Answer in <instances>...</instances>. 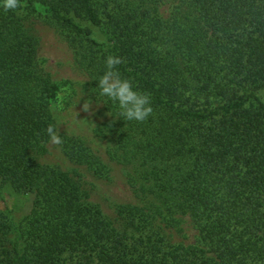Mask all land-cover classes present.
Wrapping results in <instances>:
<instances>
[{"label":"trees","instance_id":"obj_1","mask_svg":"<svg viewBox=\"0 0 264 264\" xmlns=\"http://www.w3.org/2000/svg\"><path fill=\"white\" fill-rule=\"evenodd\" d=\"M21 3L0 7V185L33 203L0 208V264H264V0ZM43 24L107 113L103 149L48 143L79 92L46 71ZM108 55L150 95L146 121L99 95Z\"/></svg>","mask_w":264,"mask_h":264},{"label":"rangeland","instance_id":"obj_2","mask_svg":"<svg viewBox=\"0 0 264 264\" xmlns=\"http://www.w3.org/2000/svg\"><path fill=\"white\" fill-rule=\"evenodd\" d=\"M93 29L98 40L104 42L105 37L97 29ZM39 32L42 40L40 54L46 61L48 74L54 80L70 79L78 85L79 98L74 106L66 112L58 109L54 111L60 134L85 137L92 142L94 148L103 149V143L94 135L95 128L107 117L103 105L88 93L86 78L81 72L75 70L72 53L61 35L45 24L39 26ZM260 95L264 100V90ZM89 100L92 106L88 112H85L83 104ZM52 160L62 163L57 152L52 155ZM32 203V195L16 193L8 184L0 185V208L2 210L13 211L15 215L21 216L31 210Z\"/></svg>","mask_w":264,"mask_h":264},{"label":"clouds","instance_id":"obj_3","mask_svg":"<svg viewBox=\"0 0 264 264\" xmlns=\"http://www.w3.org/2000/svg\"><path fill=\"white\" fill-rule=\"evenodd\" d=\"M0 7L5 11H15L22 8V3L21 0H0ZM121 63V59L115 55L104 58L105 71L98 77L99 95L118 107L120 115L126 121L142 123L153 113L151 97L147 93L138 91L130 79L121 77L118 71ZM91 106V101H86L83 110L88 112ZM45 132L50 145L60 146L64 143L55 123H50Z\"/></svg>","mask_w":264,"mask_h":264}]
</instances>
